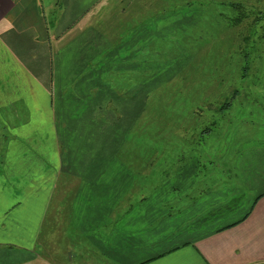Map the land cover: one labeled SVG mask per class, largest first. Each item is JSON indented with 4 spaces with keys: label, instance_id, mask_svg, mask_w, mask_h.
<instances>
[{
    "label": "crops",
    "instance_id": "1",
    "mask_svg": "<svg viewBox=\"0 0 264 264\" xmlns=\"http://www.w3.org/2000/svg\"><path fill=\"white\" fill-rule=\"evenodd\" d=\"M167 1L0 0V264H264V112L156 180L102 158V103L120 96L100 72L126 70L102 78L127 93ZM173 5L171 25L199 6Z\"/></svg>",
    "mask_w": 264,
    "mask_h": 264
},
{
    "label": "rangeland",
    "instance_id": "2",
    "mask_svg": "<svg viewBox=\"0 0 264 264\" xmlns=\"http://www.w3.org/2000/svg\"><path fill=\"white\" fill-rule=\"evenodd\" d=\"M189 1L199 6L183 7L182 13L188 9L193 13L171 25L173 4ZM165 10L168 23L161 30L165 38H153L161 23H151V39L157 45L153 42L140 53L135 49L128 57L129 66L132 58L135 66L129 71L128 94L102 78L122 79L126 70L100 72L104 94L120 96L119 102L102 103L105 115L115 110L102 119L106 135L102 158L133 162V168L123 173L133 170L144 181L168 172L175 159L189 156L194 145L211 144L216 149L227 142L239 144L242 121L253 128L255 111L264 112V0H168ZM117 13L108 9L102 17ZM91 88H80V94L84 90L94 94ZM135 185L137 190L141 183Z\"/></svg>",
    "mask_w": 264,
    "mask_h": 264
}]
</instances>
